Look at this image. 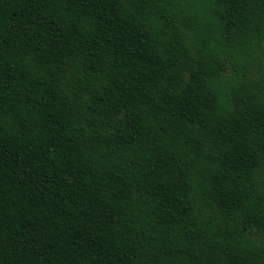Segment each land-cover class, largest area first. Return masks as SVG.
<instances>
[{
	"label": "trees",
	"instance_id": "16d2710c",
	"mask_svg": "<svg viewBox=\"0 0 264 264\" xmlns=\"http://www.w3.org/2000/svg\"><path fill=\"white\" fill-rule=\"evenodd\" d=\"M0 264H264V0H0Z\"/></svg>",
	"mask_w": 264,
	"mask_h": 264
}]
</instances>
